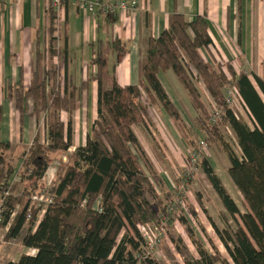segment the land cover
I'll list each match as a JSON object with an SVG mask.
<instances>
[{"label": "trees", "instance_id": "obj_1", "mask_svg": "<svg viewBox=\"0 0 264 264\" xmlns=\"http://www.w3.org/2000/svg\"><path fill=\"white\" fill-rule=\"evenodd\" d=\"M53 1L47 28L49 46L35 55L31 86L8 91L20 113L28 110L31 116L44 115L47 139L40 143L35 138L22 156L19 181L12 184L15 158L11 144L0 140V228L5 231L4 241L17 240L35 251L34 255L23 254L17 262L7 264H158L146 254L142 229L173 219L183 204H177L176 192L173 195L174 191L165 190L162 177L134 129L152 126V107L167 112L192 151L199 146L195 141L200 133L217 144L228 158V174L247 208L241 212L211 161L201 155L198 169L235 228L220 231L213 223L230 261H221L207 252L196 238L199 259L186 264H264V78L245 70L237 73L227 63L213 66L203 58L200 50L213 45L206 14L194 21L176 14L167 30L148 40L138 85L121 86L116 79V66L129 51L126 43L119 39L108 43L118 57L112 67L105 46L97 43L90 61L97 69L93 79L99 85L97 119L86 144L69 155L74 134L72 117L91 80L79 87L70 73L67 32L59 23ZM66 2L63 0L61 7ZM116 18V14L107 16L111 23ZM58 40H63V45L59 46ZM168 71L176 75L196 112L191 126L159 78L160 73ZM197 84L204 85L223 112L217 125L211 122L213 107L211 111L202 100ZM231 87L252 126L227 104V88ZM2 112L0 104V121ZM63 114L67 118L63 119ZM220 125L234 134L241 155L225 141ZM63 156L68 157L66 163ZM55 162V178L47 187L45 179ZM181 181L175 177V189ZM157 189L163 200L157 197ZM43 190L53 198L44 213L32 203L33 196ZM180 219L184 222L183 217Z\"/></svg>", "mask_w": 264, "mask_h": 264}, {"label": "crops", "instance_id": "obj_2", "mask_svg": "<svg viewBox=\"0 0 264 264\" xmlns=\"http://www.w3.org/2000/svg\"><path fill=\"white\" fill-rule=\"evenodd\" d=\"M103 1L110 4L136 2L137 7L130 12H118L115 23L107 20L109 15L93 17L82 13L73 0H67L62 7L56 8L59 23L67 32L70 73L79 87L91 80L88 88L83 89L78 108L72 117L74 134L69 155L86 144L87 135L97 119L99 85L93 79L97 69L90 64L95 56L94 46L97 43L105 46L110 67L118 57L110 51L108 43L114 39L126 43L129 51L116 66V79L121 86L138 85L141 79V61L145 56L148 40L159 37L167 30L176 14L186 16L189 21L206 14L213 45L200 50L203 58L213 66L227 63L237 73L245 70L264 78V0ZM50 2L51 0H6L0 4V104L3 109L0 140L11 144V152L15 158L11 184L19 181L22 156L32 146L35 138L38 137L40 143L47 139L44 115L37 117L27 112L20 113L14 101L8 97V91L20 86L27 89L31 86L35 55L37 51H47L49 46L47 28ZM57 44L63 45V40H58ZM53 62L57 63L58 60L54 58ZM159 78L171 100L181 111L186 124L191 126L196 119V112L176 75L171 71L162 72ZM105 87H109L106 82ZM206 95L209 106L213 107L215 103L207 91ZM149 113L153 124L147 126L149 130L144 126H135L134 129L153 161L156 172L169 187L168 177L163 176L168 171L175 174L173 171L177 169L176 165L181 168L184 166L185 156L190 148L165 110L152 107ZM65 116L63 114V119ZM67 161L68 157L63 156V162ZM53 166H58V162ZM144 169L146 168L143 167ZM172 181L174 184V179ZM223 183L225 185L224 181ZM225 187L227 188L226 185ZM173 189L174 187L171 191ZM0 230L3 232L0 247L7 244L14 248L9 249L11 260L0 264L17 262L23 254H30L29 251L35 254L34 250L25 248L20 241H4L5 231Z\"/></svg>", "mask_w": 264, "mask_h": 264}, {"label": "rangeland", "instance_id": "obj_3", "mask_svg": "<svg viewBox=\"0 0 264 264\" xmlns=\"http://www.w3.org/2000/svg\"><path fill=\"white\" fill-rule=\"evenodd\" d=\"M197 85L202 100L205 101V103H208L204 85ZM210 109L212 111V107ZM233 111L240 119L246 121L250 126H252L246 110L243 108L241 101L239 102L238 99L237 103L233 106ZM28 113L29 111L27 110V114ZM65 118H67V116H65ZM219 127L220 131H222L225 141L229 143L237 155H241L234 134L229 130L228 131L230 133L225 131L221 125ZM201 140L205 141L208 145L207 152L205 153L207 159L211 161L216 172L225 182V185L227 186L226 189L239 206L241 212H246L247 208L245 202L232 183L228 174L229 162L227 156L219 151L218 146L214 143V141L207 139L202 133H200L199 137H196L195 142L197 146ZM190 152H192L191 149H189V153L185 156L186 160H184V166L181 168L176 165L177 169L175 171H178L180 174L184 173L185 165L189 161ZM165 166L166 165L164 164V167ZM144 171L146 173L148 172L146 169H144ZM175 171L173 172L176 174ZM165 174L166 175L163 177L165 178L166 176L169 179V182H167L169 187L164 184L165 190L168 191L170 189V192H172L171 190L174 187L173 195L175 192L178 193L179 188L176 186L175 189L176 184H173L172 181V179H175L177 176H175V174H171L170 171L166 172ZM147 175L150 174L147 173ZM157 197L161 198L162 200L164 199L162 197L161 191L158 189ZM174 197L176 198V194ZM184 197L185 200L183 202L182 211L180 208V210L173 216V219H169L167 222L163 221L162 224L160 223L161 225L156 224L158 227H165V235L161 237V243H159L158 247H156V251H147V249L145 250L146 254L152 257L158 264H186V262L190 261L191 259H199V254L194 243L197 238L202 243L204 249L207 252L211 253L212 255H217L218 259L221 261L222 259L230 261L229 255L221 240L219 239L213 223L220 231L224 229L232 231L235 228V225L230 219L216 192L200 167L194 179L190 182L188 188H186ZM151 201L156 202L155 199H151ZM181 217H183L184 222L180 219ZM2 233L3 232L0 230V237ZM148 237L151 239L154 238L151 233L148 234ZM9 249L14 250L13 247L8 246L7 244L1 245L0 263L11 260L9 257ZM29 252L30 254H33V251Z\"/></svg>", "mask_w": 264, "mask_h": 264}, {"label": "built area", "instance_id": "obj_4", "mask_svg": "<svg viewBox=\"0 0 264 264\" xmlns=\"http://www.w3.org/2000/svg\"><path fill=\"white\" fill-rule=\"evenodd\" d=\"M6 0H0V4ZM63 0H54L53 6L55 8H60ZM74 4L77 8L84 14H89L93 17H99L101 15H114L118 12L125 11L130 12L136 9L137 3L136 2H119L116 4L106 3L103 0H73ZM227 104L230 107H233L237 103V99L235 98V91L232 88H227ZM223 112L222 110L218 109L216 105L213 106V112L211 116V122L213 124H218L222 119ZM230 131V129L227 128ZM208 145L205 141H201L199 146L196 150H191L189 154V161L185 165V171L183 174L176 172V176L180 178L182 181L181 185H179L178 193L176 196L177 204H183L184 196L186 188H188L191 180L194 179L198 169V163L201 158V155H205L207 152ZM56 167L51 168L48 171L46 176V183L47 187H50L54 181L55 174H56ZM53 202V198L48 196L43 190L41 193L36 194L32 198V203L36 205L38 208L42 209V213L45 212L47 207ZM165 227H158L156 225H146L142 229L143 237L146 241V249L147 251L151 250L152 252L156 251V247L158 244L161 243V237L165 235ZM151 233L154 238L151 239L148 237V234ZM157 233V234H156Z\"/></svg>", "mask_w": 264, "mask_h": 264}]
</instances>
